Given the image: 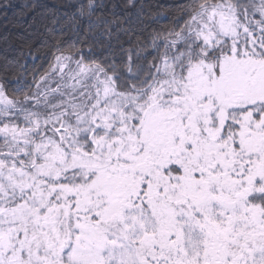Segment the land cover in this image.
Returning a JSON list of instances; mask_svg holds the SVG:
<instances>
[{"label":"snow or ice","instance_id":"obj_1","mask_svg":"<svg viewBox=\"0 0 264 264\" xmlns=\"http://www.w3.org/2000/svg\"><path fill=\"white\" fill-rule=\"evenodd\" d=\"M63 7L0 0V264H264V0Z\"/></svg>","mask_w":264,"mask_h":264},{"label":"trees","instance_id":"obj_2","mask_svg":"<svg viewBox=\"0 0 264 264\" xmlns=\"http://www.w3.org/2000/svg\"><path fill=\"white\" fill-rule=\"evenodd\" d=\"M13 2L21 3L22 0H13ZM44 2L48 4H63L65 5V7L61 9L62 13L67 12L69 15H71L75 11L73 5L79 2H86V0H44ZM182 2L183 0H138V3L141 5V7L136 10H133L132 19L133 21L137 22L138 27H144L151 31L152 28L166 25L169 22L168 18L165 15H156L158 11L162 12L168 9H173L176 5ZM117 11L121 15H123V12L120 9H117ZM139 12H142L143 15L140 16L138 19L137 13ZM11 14L12 12L10 10L9 15L11 16ZM2 24L3 21L2 19H0V31L3 30ZM84 28H86V23L84 24ZM41 33L42 30L41 32H34L32 37L37 42L38 46L41 41L46 39ZM80 36H83V31L80 32ZM64 39L68 42L69 45L72 43H76V46L78 48L83 47L85 54H88L87 46L77 43L78 37L76 33L65 30ZM93 54L95 56L101 55L100 49H96ZM36 55L37 58L35 60L32 59V57L30 56H26L22 61V63H25L27 67V72L24 74L25 82L27 83H31L33 73H35L36 75L42 74L48 68L49 63L51 62V56L48 54L46 49L42 50ZM9 87H16V81L13 80Z\"/></svg>","mask_w":264,"mask_h":264},{"label":"rangeland","instance_id":"obj_3","mask_svg":"<svg viewBox=\"0 0 264 264\" xmlns=\"http://www.w3.org/2000/svg\"><path fill=\"white\" fill-rule=\"evenodd\" d=\"M71 67H75V65H74V64H72V65H71Z\"/></svg>","mask_w":264,"mask_h":264}]
</instances>
